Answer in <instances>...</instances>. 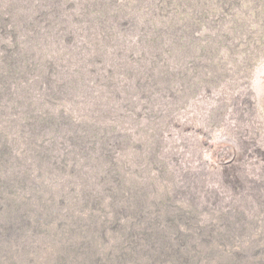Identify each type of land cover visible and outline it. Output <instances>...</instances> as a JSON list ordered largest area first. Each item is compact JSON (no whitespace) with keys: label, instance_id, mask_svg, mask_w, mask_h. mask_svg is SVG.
<instances>
[{"label":"rangeland","instance_id":"obj_1","mask_svg":"<svg viewBox=\"0 0 264 264\" xmlns=\"http://www.w3.org/2000/svg\"><path fill=\"white\" fill-rule=\"evenodd\" d=\"M0 264H264V0H0Z\"/></svg>","mask_w":264,"mask_h":264},{"label":"trees","instance_id":"obj_2","mask_svg":"<svg viewBox=\"0 0 264 264\" xmlns=\"http://www.w3.org/2000/svg\"><path fill=\"white\" fill-rule=\"evenodd\" d=\"M178 240L180 241V242H179V245H181V243L184 244L183 236H179V237H178Z\"/></svg>","mask_w":264,"mask_h":264}]
</instances>
